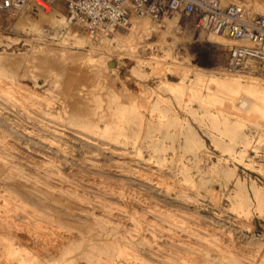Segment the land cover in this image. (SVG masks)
<instances>
[{"label":"rangeland","instance_id":"obj_1","mask_svg":"<svg viewBox=\"0 0 264 264\" xmlns=\"http://www.w3.org/2000/svg\"><path fill=\"white\" fill-rule=\"evenodd\" d=\"M223 1L247 4L244 0ZM56 5L64 12L62 4ZM16 17L0 14V52L4 57L0 61V156L7 159L13 170L33 173L34 167L45 166L58 172L64 180L61 191L65 193H47V199L73 212L77 206L68 192L87 197V180H105L108 207L124 210V200L137 199L149 207H138L131 212V219L155 230L157 239L160 233L171 234L202 253L185 254V260H240L243 264L264 260V203L259 208L249 202L254 189L264 196L262 72L226 70L249 74L254 80L233 83L223 91L220 86H203L198 94L188 86L179 94L158 91L160 81L178 79L180 74L176 70L185 66L189 69L196 64L219 62L227 67L228 44H210L203 51L198 48L202 42L197 40L198 32L189 33L186 27L174 23L168 26L167 18L165 26L152 22L155 31L138 41L136 55L131 56L116 48L113 40L127 26L90 36L74 22L58 25L41 21L31 26L17 24ZM72 31L83 37V42L75 43ZM151 56L166 59L153 66ZM133 65L138 72L131 69ZM191 73L189 77H193ZM14 83L40 93L41 104L22 110V105L11 99L7 91ZM234 94H238V99ZM245 95L251 102L248 110L239 104L240 97ZM76 105L79 112L75 111ZM42 108L48 113L43 114ZM33 110L57 128L56 135L40 125ZM69 118H77L78 123L68 121ZM84 124L99 131L106 127L110 136L101 139L97 134L90 135V128ZM0 170L5 171L2 166ZM57 182L58 179L50 180V185L58 189ZM76 182L82 186L75 189ZM0 194V212L2 209L3 215L13 218L15 225L20 221L13 230L0 227V264H5L2 246L14 247L24 262L32 264L85 261L76 257L80 256L77 244L86 247L89 233L85 225L54 207L37 206L21 196L4 175H0ZM32 209L42 214L37 220L42 225L39 231L46 234L44 239L56 251L42 255L37 241L25 238L27 229L38 230L24 226L23 218ZM1 220L0 217V225ZM116 222L120 229L114 228L110 239L134 233L122 219L108 223L115 226ZM180 226L188 230L186 235L179 231ZM160 241L155 242L154 249L167 253L165 259L151 257L139 246L127 249L137 260L147 263L153 259L177 260L178 254L183 255ZM204 246L212 249L208 251ZM214 247L219 248V255L214 254ZM79 251L82 252L81 248ZM105 258L122 260L108 251Z\"/></svg>","mask_w":264,"mask_h":264},{"label":"bare ground","instance_id":"obj_2","mask_svg":"<svg viewBox=\"0 0 264 264\" xmlns=\"http://www.w3.org/2000/svg\"><path fill=\"white\" fill-rule=\"evenodd\" d=\"M244 1H246L247 4H245V5L242 3H238V4L243 5L246 8V11L248 14H250V15L251 14H259V13L254 12V10H256V11L260 12L262 15H264V1L263 0L262 1L261 0H259V1L244 0ZM219 3L223 5L226 2H224L223 0H219ZM233 3H235V2H233ZM248 4L251 6V8L248 6ZM7 15L17 16L16 17V23L17 24H27V25H31V26H34L41 21H44V22H47L50 24L54 23V24H58V25L59 24L60 25L61 24L66 25L67 23H69V21L67 20L65 13L63 12L62 8L59 7L58 5H55L52 9H48V10L38 9L33 13H30L29 10L27 11L25 9H21V10L11 12ZM176 19H177V16L170 18L167 21V23H168L167 25L173 26V23H174V26L176 25V26L186 27V29L188 30L189 33H192L194 31L191 27H189L188 24H186V20H182L181 25H178L176 23ZM152 22L153 21H151V19H149V17H147V16H143L141 18H138L137 16L131 17L130 23L127 25L128 29L122 30L121 33H117L114 36L113 40L115 42V47L118 48L119 50H123L124 52L128 53L131 56H135L136 51L139 47L138 41L142 37H144L145 35H148L152 31H155L156 28ZM71 34L73 36H75V40H74L75 43L80 44L81 42H83L82 41L83 37L76 35L77 33L75 31H72ZM197 37H198L197 40L202 41L201 43L199 42L198 48L203 49V51H206L207 46H209L210 44L223 46V45H227V44L229 45L231 43L229 41V39H226L225 35H223V34H212L209 32L202 31V32H199L197 34ZM200 37H204V39H200ZM108 44H109V42H108ZM166 55H167V53L165 54V56ZM165 56L164 57L151 56L150 62L153 64V66H159L160 64L164 63V61L166 59ZM2 60H4V57H3L2 53L0 52V61H2ZM185 67L181 68L179 70H176L179 72L178 74H180L178 79H176V80L166 79V80L160 81L158 83L157 90L158 91H170V92H173L174 94H179L184 90V88L186 89V87L188 86V88L190 87V89L192 90L193 93L198 94L201 91L203 86L206 87L207 89H210L212 87L215 88L216 86H220V90L223 91L224 88L229 87L233 83L239 84V83L244 82V84H246V83L252 82L254 80V76H251L249 74L247 75V74H238V73L237 74L236 73H227L226 70H231V71L234 70V72L235 71L236 72H243L244 70L232 69L228 66L225 67L222 63H219V62H209L207 64H196L194 67L191 66L192 68H189V69L185 68ZM248 68L249 69L245 70V72H251L253 66L249 65ZM131 69L134 70L135 72H138V68H136L134 65L131 67ZM169 70H171V69H169ZM176 71H174V72H176ZM190 71L192 72L191 74L193 77L188 76V73ZM215 71H217L219 73H214ZM260 72H262L264 74V69H262V71H260ZM261 82H263V81H261ZM150 90H152V89H150ZM7 91L9 93L11 99L13 98L14 101H17L22 105V108H21L22 110H26L28 105H34L35 106L37 104V106H39L41 104L39 102V98L42 97V95L40 93L32 91L26 85H23L20 83H16V84L14 83L13 85L8 86ZM245 92H244V94H245ZM238 94H234V95H236V98H237ZM144 95H142V96H144ZM150 95H152V93ZM183 95H184V92H183ZM230 95H232V94L230 93ZM262 95H264V92ZM262 95H261V97L263 98ZM187 97H188V94H187ZM240 98L241 99L239 100V104L241 106L247 107V105H250L251 102L249 103V101H250L249 97L246 98V95H245V97H240ZM143 99H145V98L143 97ZM253 99H254V97L252 98V101H253ZM145 100H143V101H145ZM91 104H92V102H91ZM234 104H236V103H234ZM77 105L75 106V111L79 112L80 107ZM237 105H238V103H237ZM144 106H146V103ZM248 107H250V106H248ZM248 107H247V110H248ZM261 107H262V105H261ZM235 108H237V107H235ZM41 110H42L41 112L43 114L48 113V111L44 110L43 108ZM33 111L39 115V116L37 115L36 118L40 122V125L44 129L46 128V130L48 132L56 135L57 134V128L55 126H52L51 124H49L46 120H44L43 114H40L39 112H36L35 110H33ZM86 113L89 114L88 111H86ZM151 113H153V112H151ZM246 115H247V113H246ZM68 121H70L72 123H76V122L78 123L77 118H69ZM100 123L101 122H99V124ZM84 125L86 127L90 128V131H91L90 135H96L97 134L101 137V139H102V137H105V136L109 137L110 136V135H107L105 132L107 130L106 127L102 131H99L96 128H94V126L91 124H84ZM42 139H44V138H42ZM127 140H128V138H127ZM103 151L105 152V150H103ZM1 156H0V166H2V168L5 171L2 172L0 170V175H4L5 178H8L11 181V183L13 184V186L15 188H17L18 193L21 194V196L25 197L28 200L33 201L37 206L54 207L58 211L62 212L65 215L73 216L72 219H74L77 223H82V225H85V227L89 233L86 237V243H85L86 247L82 248L80 244H77V246H76V248L78 249L77 253L80 255V256H76V257H79V260H85V261L82 263H77V264H138V263H146V264H243V262L240 260H185V257H186L185 254H187V256H188L189 253H197V254H202V253H201V251L196 252L195 247H193L189 244H186L183 241L180 242L181 240L175 238L171 234H165V236H164L162 233H160L159 234L160 237H159V239H157L158 237H155V233H154L155 230L153 231V229L151 227H142L137 221H135L134 219H131V212L135 211V209H137L138 207L142 208L143 206L149 207V205L142 204L137 199L134 200L132 198H128V199L124 200V204L126 205L124 210H112L110 207H108L105 204V196H108V193H109L108 190L105 188V180H97V182H93L94 180H92V181L87 180L86 181L87 183H85V186L87 187V191L90 194V195H87V197H81V196L74 194V192L70 193V192L66 191V193L68 192V194L70 196H73V198L75 200V204L77 206L76 207L77 209H75L74 212L67 207L56 205L55 202L47 199V193H52V194L55 193V195H63L65 193V191L64 192H62L63 190L61 191V188L63 185H65V183H64V180H62L61 175L58 172H55L52 169L47 168L45 166L40 167L41 169H37V167H34L35 170L33 171V173H31L30 171L25 172L21 169L13 170L12 167L8 164L7 159H5V158L3 159V157H1ZM124 157H125V155H124ZM130 160H131V158H130ZM78 169H79V167H78ZM102 170L103 169H101L100 171H102ZM89 171H91V170H89ZM87 173L90 174L89 172H87ZM53 179H58V182H57L59 184L58 189L57 188L55 189L52 187V185H50V180H53ZM79 182L81 183V181H79ZM79 182H76L75 185H73V187H75V189H76L77 185H80ZM80 186H82V185H80ZM75 189H73V190L75 191ZM0 195H2V194H0ZM89 196H91V197H89ZM249 202L251 204L253 203L256 206H258L259 208H261L263 206V203H264V196L261 193V191L254 189L253 195L250 196ZM7 203H8V201H7ZM20 203H22V202H20ZM0 208H1V206H0ZM146 211H149V210H146ZM24 212H25V214L30 213L29 215L28 214L26 215L27 218L26 217L23 218V219H26V224H24V226L25 225H27L28 227L34 226L35 228H38V230L35 229L33 231L30 229L29 230L27 229V237H25V238L29 239L31 241H35V242L37 241V244H38L37 249H38L39 253H41L42 255L47 254L49 252H52V249L55 250L53 248V246H50L53 244L49 245L48 240L46 241L44 239L45 238L44 236L46 234H42V232L39 231V228L42 225H40L39 221H37V220L40 219L39 216H42V214L35 211V209L29 210V211H27V213H26V211H24ZM2 213L3 212L1 209L0 217L2 218V220H1L2 224L0 225V227L2 229H7V230L12 229L13 230V228L18 226L17 224L20 221H18V223H16V225H15V222L12 220L13 218L8 219ZM114 219L117 220L118 222H120V219H122V221L124 223H128L129 229L133 230L134 233L131 232L130 236H128V237H126V236H124V237L114 236L113 237L114 239H110L109 233H112L113 232L112 230L114 228H118L117 222H116L115 226L110 225L108 223ZM164 220L170 221L167 219H164ZM105 224H107V226ZM21 226L23 227V224ZM105 228L107 229L106 233H105ZM118 229H120V228H118ZM141 230H144L143 231L144 234H143V232H141ZM179 231L185 235L188 233V230L182 226H180ZM145 233L147 234V236ZM25 236H26V234H25ZM66 238L68 239V237H66ZM108 239H110V240H108ZM157 240L158 241L161 240L160 242L162 244L168 245L169 248L171 247L172 250H175L177 253L180 252V254L183 253V255L178 254L177 260H154L153 259V260H149V262L147 263L146 260H137L138 257L135 254H133L131 251H128V249H127V248H133V247L139 246L145 252V254H147L151 257H152V255H155L157 258L161 257V258L165 259V257L167 256V253H165V254L158 253L157 250L154 249V246L157 247L156 246L157 244H155V242ZM56 243H55V245H56ZM58 246H56V247L58 248ZM1 248L5 252V256H4L5 257L4 258L5 264H32L29 262H24L25 259L19 255V253L17 252V250L14 247L2 246ZM80 248H81L82 252L79 251ZM202 248H204L208 251H210V249H212L211 246L210 247L204 246ZM201 249H198V250H201ZM214 249L216 250V252L214 254L219 255V248L214 247ZM105 251L112 252L114 255L118 256L119 259H122V260H118V262H114L113 260H108L109 258L108 259L105 258ZM216 255H214V256H216ZM186 259H187V257H186ZM70 260H73V259H70ZM76 260H78V258H76ZM101 260H104L105 262L101 261ZM121 261H123V262H121ZM259 264H264V260H260Z\"/></svg>","mask_w":264,"mask_h":264},{"label":"built area","instance_id":"obj_3","mask_svg":"<svg viewBox=\"0 0 264 264\" xmlns=\"http://www.w3.org/2000/svg\"><path fill=\"white\" fill-rule=\"evenodd\" d=\"M62 4L67 20L79 24L90 36L126 27L133 16H147L161 26L177 16L195 32L223 34L230 40L226 64L232 69L260 72L264 69V15L248 14L238 3L219 0H0V14L25 9H52ZM180 19V20H179Z\"/></svg>","mask_w":264,"mask_h":264}]
</instances>
